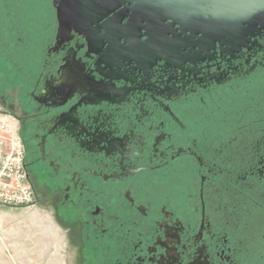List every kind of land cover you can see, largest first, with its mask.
Instances as JSON below:
<instances>
[{
	"label": "flooded vegetation",
	"instance_id": "obj_1",
	"mask_svg": "<svg viewBox=\"0 0 264 264\" xmlns=\"http://www.w3.org/2000/svg\"><path fill=\"white\" fill-rule=\"evenodd\" d=\"M149 1L7 17L0 110L34 204L66 264H264V25Z\"/></svg>",
	"mask_w": 264,
	"mask_h": 264
},
{
	"label": "rangeland",
	"instance_id": "obj_2",
	"mask_svg": "<svg viewBox=\"0 0 264 264\" xmlns=\"http://www.w3.org/2000/svg\"><path fill=\"white\" fill-rule=\"evenodd\" d=\"M50 15V0H0V72L12 71L4 46H18L20 35L16 30L9 35L7 17L28 32ZM29 40L36 42L34 37ZM27 49L40 52L35 44ZM0 264H66L65 241L36 204L29 210L0 206Z\"/></svg>",
	"mask_w": 264,
	"mask_h": 264
},
{
	"label": "built area",
	"instance_id": "obj_3",
	"mask_svg": "<svg viewBox=\"0 0 264 264\" xmlns=\"http://www.w3.org/2000/svg\"><path fill=\"white\" fill-rule=\"evenodd\" d=\"M23 169V148L13 117L0 110V206L34 208Z\"/></svg>",
	"mask_w": 264,
	"mask_h": 264
},
{
	"label": "water",
	"instance_id": "obj_4",
	"mask_svg": "<svg viewBox=\"0 0 264 264\" xmlns=\"http://www.w3.org/2000/svg\"><path fill=\"white\" fill-rule=\"evenodd\" d=\"M90 1L91 0H52V3L53 7L57 9V14L60 15V13H72L74 9L73 7L78 5L89 10ZM106 1H108L110 4L119 1L122 4L128 6L133 0ZM138 1L140 2V4L142 3L143 6L149 5L150 2L149 0ZM166 5H162V7H164L165 10L170 9V13L166 12V15H168L170 19H174V17H176L178 13L181 14L183 12V8H187L186 5L177 2L169 3ZM217 13L220 15L221 19L227 20L229 23L232 22L233 24H237L240 29L246 26L251 17H253L255 19L254 21H256L257 23L264 25V0H222L221 6L217 7ZM246 36V34L239 36V42L240 39H245Z\"/></svg>",
	"mask_w": 264,
	"mask_h": 264
}]
</instances>
